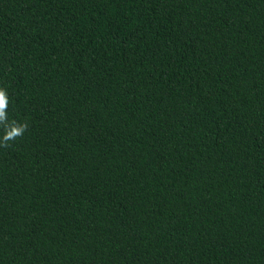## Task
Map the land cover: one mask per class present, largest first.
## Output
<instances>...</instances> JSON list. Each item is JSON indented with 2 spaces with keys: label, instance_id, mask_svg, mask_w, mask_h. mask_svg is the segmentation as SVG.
I'll return each instance as SVG.
<instances>
[{
  "label": "trees",
  "instance_id": "obj_1",
  "mask_svg": "<svg viewBox=\"0 0 264 264\" xmlns=\"http://www.w3.org/2000/svg\"><path fill=\"white\" fill-rule=\"evenodd\" d=\"M0 88V264H264V0H0Z\"/></svg>",
  "mask_w": 264,
  "mask_h": 264
},
{
  "label": "clouds",
  "instance_id": "obj_2",
  "mask_svg": "<svg viewBox=\"0 0 264 264\" xmlns=\"http://www.w3.org/2000/svg\"><path fill=\"white\" fill-rule=\"evenodd\" d=\"M9 104V98L7 91L4 88H0V127L4 128L3 136H0V147L9 146L10 141H14L23 136L24 132L28 128V123H9L7 120V108Z\"/></svg>",
  "mask_w": 264,
  "mask_h": 264
}]
</instances>
